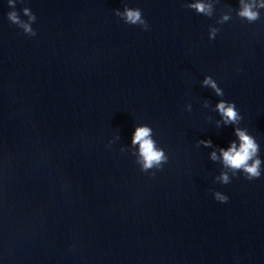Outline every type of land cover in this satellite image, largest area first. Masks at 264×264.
Here are the masks:
<instances>
[{
  "label": "clouds",
  "instance_id": "obj_1",
  "mask_svg": "<svg viewBox=\"0 0 264 264\" xmlns=\"http://www.w3.org/2000/svg\"><path fill=\"white\" fill-rule=\"evenodd\" d=\"M17 0H7V3L12 11L7 13L8 21L17 26L25 35L36 36V31L32 28V24L36 21V15L28 7L22 8L23 16L27 20L21 19V16L15 10ZM23 2V0H21ZM219 0H193V2L185 5L188 9L194 10L197 14L211 18L214 15V6ZM238 8L235 9L237 17L247 21L249 24L258 21L261 18L260 10L264 9V0H238ZM233 9L221 14L216 21L217 24H224L232 18ZM114 15L120 18L125 24L138 26L141 30L147 31L149 24L144 18L142 10L139 8H131L125 4L123 10L114 9ZM220 29L215 26H209L208 38L214 40ZM202 86L212 89L216 96L222 97L223 90L218 87L217 82L211 76H205L202 80ZM203 107H209V101L205 100ZM191 104H187L185 109L191 111ZM219 113L223 125H239L242 119L234 102L220 99L212 109ZM216 127H221V121H216ZM235 135L239 140V146L236 141H232L227 149L220 148V157L216 151L211 152L210 159L217 161L222 157V165L225 170L221 171L215 177V181L220 184H229L237 173H241L247 180H255L261 177L262 160L259 157L260 145L256 139L247 133V129L235 127ZM112 141L109 142V145ZM133 146H138V150L132 155L136 157V163L140 167V171L148 173L152 176L155 172L150 170H162L163 166L168 163L169 157L165 150L158 146L157 141L153 138V129L147 124H141L135 127L132 141ZM197 145H202L204 148H212L211 139L198 140ZM126 151L123 147L121 152ZM214 199L220 203H227L229 197L219 191L213 192Z\"/></svg>",
  "mask_w": 264,
  "mask_h": 264
}]
</instances>
